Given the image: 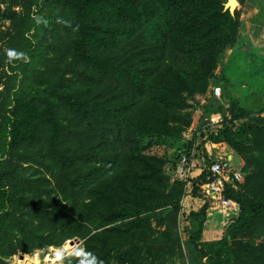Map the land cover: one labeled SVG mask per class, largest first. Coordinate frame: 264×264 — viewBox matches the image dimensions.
<instances>
[{"label": "trees", "instance_id": "trees-1", "mask_svg": "<svg viewBox=\"0 0 264 264\" xmlns=\"http://www.w3.org/2000/svg\"><path fill=\"white\" fill-rule=\"evenodd\" d=\"M14 2L22 12L0 57L9 75L0 76V264L74 238L84 250L75 264H194L179 232L185 184L166 168L194 146L190 101L208 93L235 45L236 13L218 0ZM47 5L64 18L44 35ZM46 42L52 55L38 75L50 85L30 83ZM228 120L208 138L253 169L225 191L239 215L225 237L203 241L208 207L190 212L186 245L199 264H264V243L241 238L264 226V109L240 129ZM195 125L191 135H201ZM33 168L52 188L25 195L40 179L19 173Z\"/></svg>", "mask_w": 264, "mask_h": 264}, {"label": "rangeland", "instance_id": "rangeland-1", "mask_svg": "<svg viewBox=\"0 0 264 264\" xmlns=\"http://www.w3.org/2000/svg\"><path fill=\"white\" fill-rule=\"evenodd\" d=\"M15 0H0V13H6L7 17L10 19L0 17V57L6 53L8 49V44L12 43V36L17 30V22H19L20 17H16L13 15V11L16 12L18 15L21 14L22 9L20 5L15 4ZM224 3H227L228 0H218ZM237 6L235 9V13L238 17L239 21V33L238 38L234 46V50L231 49L227 51V55L224 54L221 60L220 67L216 70L217 77L213 80L208 89V100L206 105L203 106L199 103V97L202 98L204 96H196L195 99L190 101L191 107L189 108V113H191L192 109L196 105H201L202 111L204 112L205 116L210 121H222L226 117L229 118L228 124L233 129H240L244 125L249 123V120L255 117L262 109H264V0H236ZM8 9V10H7ZM43 16H46L44 21L46 35L48 32H53L55 25L58 22L62 23V19L64 15L61 11L55 10L54 7L49 5L43 8ZM20 16V15H19ZM43 26V24H41ZM38 46V45H37ZM38 48H40L38 46ZM50 44L46 42L44 44V48L38 52L36 61L34 65L30 68L29 74H27V80L30 83L38 84V83H45L46 85H50L48 83V78L39 77L38 75V68L43 70L44 68L39 67L42 65L47 59L48 56L51 57L52 54L49 53ZM6 66V63L5 65ZM6 69V68H4ZM2 68H0V76L4 81L9 75L6 77L3 75ZM215 86H220L222 88V96L219 99H216L212 95V90ZM2 88H0L1 90ZM1 98V96H0ZM197 99V100H196ZM210 105V107L208 106ZM208 106V107H207ZM247 117V118H246ZM194 119V123L199 122V120ZM194 125L191 127L190 131H194ZM214 130V129H213ZM219 129L215 128L216 133ZM209 133H201L200 136L195 135H188L187 138L193 139L195 138V143L193 146L194 156L192 158V163L196 164L194 160L200 158L202 161H198L196 168H204L209 163V159L216 160L220 157L234 159L231 160L234 165H237L241 169V172L244 174L242 179L235 182V189L241 188L245 184V177L247 174L252 173L253 169L251 167H247L244 159L238 155L229 145L226 143H220L213 149L214 151H220V154L215 155L209 152L207 148V144H211L209 141ZM208 140L209 142H206ZM162 147V146H161ZM158 145L152 149V153L162 154L164 148H161ZM166 152L170 157V161L175 160L173 157L174 150L170 149ZM164 154V153H163ZM28 166V165H25ZM173 169V164L170 163L166 168V173L170 175L171 182L175 181V173ZM38 169H27L26 171H20V175L24 176L26 179L29 178L40 179L37 183L38 186L34 187L33 185L27 184V187L24 192L27 191L25 195H31V191H38L41 187H47V190H50L52 187H48L47 181L43 179V175ZM41 173V174H40ZM246 173V174H245ZM194 174V173H193ZM48 176V175H47ZM49 179V176L47 177ZM195 179L193 180V186L189 189L184 190V196L180 201L181 211L179 213V232L181 233L182 240L184 242L185 252L187 253L188 260L192 261L194 264H199L197 253L186 245L188 241V234L186 229L188 228V221L187 217L190 213L188 211V198L189 196L196 193L198 198L205 200L204 206L207 205V220L204 226L207 229V236L209 237H216V241L222 239L227 235L228 229L230 225L238 217H226L218 208V202L210 201L204 197L202 189L199 187L198 184H194ZM25 186V185H24ZM23 186V187H24ZM12 193V192H11ZM187 199V200H186ZM184 200L186 207H184ZM239 207V206H238ZM210 208H215L216 210H212L213 213L217 212L218 215L221 214L223 217L217 220H209L210 216ZM240 212V211H239ZM209 215V216H208ZM239 215V213H238ZM209 222V223H208ZM203 232V233H204ZM213 233L211 236L210 234ZM19 236L18 234L16 235ZM244 241L251 242L254 245H259L264 243V226L257 227L255 230L250 232H246L244 236L241 237ZM75 239V238H74ZM70 239V240H74ZM69 241V240H68ZM203 241L205 240V235L203 237ZM215 241V240H213ZM78 242L83 246V241L78 239ZM67 245L66 242L61 246ZM58 249V246H50L45 249L34 250L32 253H29L32 257L34 255H39L40 259H42L43 255L47 253L46 251H51L52 257H57V252L52 251V248ZM43 251L45 252L44 254ZM24 253L18 252L16 255L8 257L5 259L6 264H24L20 263L21 256ZM46 255V254H45ZM44 255V257H45ZM68 255L70 256L68 261L72 258V252L69 251ZM66 259H62L61 261L56 262V264H63L65 263ZM205 262V260H203ZM32 262L25 261V264H30ZM176 264H180L177 263Z\"/></svg>", "mask_w": 264, "mask_h": 264}, {"label": "built area", "instance_id": "built-area-1", "mask_svg": "<svg viewBox=\"0 0 264 264\" xmlns=\"http://www.w3.org/2000/svg\"><path fill=\"white\" fill-rule=\"evenodd\" d=\"M212 95L219 99L222 96V88L220 86H215L212 90ZM201 105H196L192 109L193 117H197L199 120L198 124L202 125V133L207 132H215V128L221 129L223 127L222 121H210L207 116H205L204 112L202 111ZM197 124V123H196ZM214 129V130H213ZM197 136H200L198 133ZM194 156V150L191 149L190 152L184 153L181 155L180 161L178 162L174 173H175V181H180L185 184V189H189L193 186V177L195 165L192 163V158ZM223 158L220 157L216 160L209 159L208 165H206L201 172L206 173L204 183L200 184L199 187L202 189L204 197L209 201L218 202V208L226 217H232L231 212L233 207H238L236 203L233 201L225 198V191L227 186L235 188L234 183L242 179L243 173L241 169L234 165L231 160H234L230 157ZM69 240L67 243L72 246V249L66 250L63 249V246L59 247L58 249L52 248V251H59L57 252V257H52L51 251H43V257L40 259L39 264H56V262L61 261L62 259H66L63 264H75L68 261L70 256L68 255L69 251L72 252L73 256H81L84 253L83 247L79 242Z\"/></svg>", "mask_w": 264, "mask_h": 264}, {"label": "crops", "instance_id": "crops-1", "mask_svg": "<svg viewBox=\"0 0 264 264\" xmlns=\"http://www.w3.org/2000/svg\"><path fill=\"white\" fill-rule=\"evenodd\" d=\"M238 38V37H237ZM235 46V45H234ZM234 46H233V48L231 49L232 51L234 50ZM204 97H202V98H200L199 97V103L204 107V104L206 105V103H207V100H208V96H209V94L207 93L206 95H203ZM197 100V99H196ZM193 118H195L196 119V117H193ZM195 121H197V119L195 120ZM195 127H196V125H195V123H194V129H195ZM193 129V130H194ZM190 133H192V131H190ZM190 133L188 134V135H190ZM206 142H209L208 140H206ZM211 143V142H210ZM220 144V143H219ZM216 146H218V144H214V143H211L210 145H209V143L207 144V148H208V150H209V152H211V153H213V154H215V155H218V154H220V151H214L213 152V149L216 147ZM232 156V158H234L233 157V154L231 155ZM231 156H229V157H231ZM198 161H202L200 158H198L197 160H194V162H196V164H198ZM194 164V163H193ZM196 164H194L195 165V168H194V174H193V177L195 178V180L197 179V178H199L200 176H201V172H202V168L200 169V168H196L197 167V165ZM187 200V199H186ZM188 204H187V206H188V211H187V213H190V212H196V211H199L202 207H204V203L206 202L205 200H203V199H200V198H198V197H193V196H189V198H188ZM187 201H185L184 200V207H186V204H185V202H187ZM208 202H210V201H208ZM212 210H216L215 208H210V216L212 215V212H214V211H212ZM238 213H239V207H233V209H232V212H231V215H232V217H237L238 216ZM214 215H212L211 216V218H209V220L211 219H213V220H217L218 221V219H220L221 217H223L221 214H219L218 215V213L217 212H215V213H213ZM209 216V215H208ZM225 216V215H224ZM209 223V222H208ZM213 233H211L210 234V236L212 235ZM204 235H205V240H207V241H213V240H216L217 238L216 237H209V236H207V229L205 228V232L203 233V237H204Z\"/></svg>", "mask_w": 264, "mask_h": 264}, {"label": "bare ground", "instance_id": "bare-ground-1", "mask_svg": "<svg viewBox=\"0 0 264 264\" xmlns=\"http://www.w3.org/2000/svg\"><path fill=\"white\" fill-rule=\"evenodd\" d=\"M63 249L70 250V249H72V246L67 243V245L63 246ZM57 252L59 253V251H57ZM23 258H24V260H21L20 263L25 264V261L32 262L30 264H39L40 263V257L38 254L34 255L33 257L29 254L27 256H24Z\"/></svg>", "mask_w": 264, "mask_h": 264}, {"label": "water", "instance_id": "water-1", "mask_svg": "<svg viewBox=\"0 0 264 264\" xmlns=\"http://www.w3.org/2000/svg\"><path fill=\"white\" fill-rule=\"evenodd\" d=\"M237 6V1L236 0H228L227 3L225 4V9H229L230 12L233 14L235 12ZM73 241L78 242V239H74ZM71 241V243H73ZM23 258V255L21 256Z\"/></svg>", "mask_w": 264, "mask_h": 264}, {"label": "clouds", "instance_id": "clouds-1", "mask_svg": "<svg viewBox=\"0 0 264 264\" xmlns=\"http://www.w3.org/2000/svg\"><path fill=\"white\" fill-rule=\"evenodd\" d=\"M68 242V241H67ZM66 242V243H67ZM27 255H29V254H24V256H27ZM94 264H102V262H97V261H95V259H94Z\"/></svg>", "mask_w": 264, "mask_h": 264}]
</instances>
